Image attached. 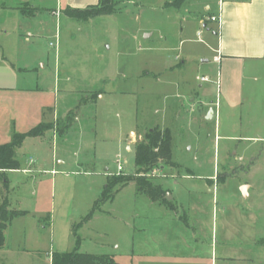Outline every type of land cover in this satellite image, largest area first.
Wrapping results in <instances>:
<instances>
[{"label": "rangeland", "instance_id": "rangeland-1", "mask_svg": "<svg viewBox=\"0 0 264 264\" xmlns=\"http://www.w3.org/2000/svg\"><path fill=\"white\" fill-rule=\"evenodd\" d=\"M209 1L113 0L112 13L77 20L64 13V0H43L42 6L47 8L37 11L31 21L25 16L18 20L0 16V25L8 29L0 35V56L16 61L30 50L32 58L45 63L42 69L36 63L29 73L19 72L20 85L37 83L52 102L56 80L59 98L66 102L86 95L92 99L93 91L100 90L106 93L105 100L118 103L109 112L105 101L95 106V120L87 122L88 126L94 123V135L86 131L79 139L71 132L56 148L53 140L42 146L32 139L26 141L21 153L35 151L46 165L41 168L35 162L28 172L6 174V183L0 179V199L7 198L10 208L28 212L15 237L7 238L10 254L0 259V264H50L53 251L75 248L111 254L119 264H148L141 242L148 234L156 237V233H151V228L144 230L143 205L148 196L136 192L133 181L115 192L111 200L101 202L89 220L84 218L100 198L108 175L134 173L135 141L143 137L148 123L161 119L166 102L170 105L166 113L175 165L160 164L145 176L166 190V200V194L174 195L168 203L179 204L176 217L168 219L164 228L170 240L177 242V253L185 256L193 250L187 246L192 232L197 238V255L210 256V244H216L214 264H264V87L256 86L261 80L264 84V73L255 74L256 88L242 104L230 109L221 101L217 118L206 120L203 112L207 107L199 101L212 99L215 108L219 100L214 82L217 64L198 54L202 44L191 41L196 38L197 26L187 23L204 13ZM181 28L190 40L185 51L195 48L196 53L186 57L179 69L188 86L183 90L187 98L177 109L171 103L175 100L172 90L157 84L170 77V72L150 73L152 93L141 89V76L148 57L154 60V70L161 72L165 63L179 61ZM23 29L31 32L26 48L17 44ZM146 34L150 36L145 38ZM205 58L207 62L202 61ZM202 76L209 80L203 82ZM208 86V97L203 98ZM119 119L120 131L113 128ZM131 130L137 134L130 135ZM53 151L58 161L64 157V162L53 159L48 166L45 159ZM247 186L249 197L245 198L241 193ZM214 197L218 206H226L223 222L219 211L213 217Z\"/></svg>", "mask_w": 264, "mask_h": 264}, {"label": "crops", "instance_id": "crops-1", "mask_svg": "<svg viewBox=\"0 0 264 264\" xmlns=\"http://www.w3.org/2000/svg\"><path fill=\"white\" fill-rule=\"evenodd\" d=\"M98 1L99 0H64L63 7L84 8L88 5L96 4ZM42 5L43 0H0V16H13L17 20L21 18L20 16H25L27 17V21L28 19L31 21L37 14V11L47 8ZM59 7L60 10H62V6L59 5ZM204 11L205 12L201 15H196V17L187 24L197 26L195 32L196 38L194 37L191 41L202 44V50L199 51L198 54L209 56L211 61L217 64L216 79L214 82H216L217 85L216 89L219 100L216 99L215 108L212 106V99H208L209 101L205 103L199 101V104L207 107L203 112L205 117L207 111L210 108L212 109L213 113L210 119L212 120L218 116V106H220L221 101L227 108L233 109L242 104L250 90L255 89L256 86L259 88L264 87L262 80L256 86V83H253L256 77L255 74L264 73V0H210L209 3L204 6ZM51 12L53 13L54 11L51 10ZM212 15L220 17L219 24L208 19V17ZM4 26L5 25L2 24L0 25V35L8 33V29H5ZM23 31H25V33L19 34L17 44L21 48H26L27 46L24 44L29 42L31 32L29 29H23ZM180 31V39L177 45L178 54L176 55L179 61L173 65L169 62L165 63L162 65L163 67H160L164 70L161 72L159 69L154 70V60L148 57L143 65L144 69L142 71L144 75L141 76V89L144 90V93H152L150 92V81L152 80L149 76L150 73L159 74L165 73V71L170 72L172 74L170 77L160 79L157 84L163 90H172V96L175 100L171 103L177 109L183 106L187 98L183 90L188 86L184 76L180 75L179 69L181 70L184 67L187 59L186 57L191 58L193 54L196 53L195 48L194 50L185 51L184 45L190 40L186 37V32L183 31V28H181ZM149 36L150 35L146 34L145 38ZM20 37H23L22 40ZM57 44L56 40L55 45L57 46ZM2 48V44H0V49L2 50ZM30 54L31 52L28 50L27 55L20 57L16 61H9L4 56L3 58L0 56V140H3L0 141V143L8 142L10 139L7 140L5 138H9L12 132L26 131L41 121L53 122L54 125L38 136L26 137L22 144L16 149V157L20 163V168L7 170L3 175L0 172V179L8 173H16L19 171L28 172L30 171V165L35 162H38L39 166L44 168L43 166L46 165V162L43 164L40 155L35 151H30L31 153L28 154L21 153L28 139H32V141L40 146L47 140H53L56 148L59 140L64 141L71 132L75 131L76 135L73 134V136L79 139L85 136L86 131L89 132L90 135H92V133L94 135V123L92 122L90 123L91 125L88 126L87 122L95 120V106L97 107L105 101L110 107L108 108L109 112L114 110V106L118 104L116 100H105L106 93L100 90L93 91L95 95L92 99L86 95L80 98L75 97L72 102H66L68 100L63 99V97L59 98L58 88L56 89V87H58L56 80L53 85V90L55 92L53 91L54 96L52 102L46 97L47 93H44L42 91L43 88L38 86L37 83L31 86L20 85L18 82L19 72L23 71L29 73L33 70L32 66L36 63L39 64L41 69L45 66L42 59L32 58ZM202 61L207 62V59L205 58ZM55 64L58 66L57 60ZM177 67L178 72H175V68ZM205 77L208 78V76ZM208 80L209 78L202 81L206 82ZM209 90L210 87H206L203 98L208 97L207 94ZM169 106L168 102L163 105L164 108L161 119L155 124L148 123V129L153 126L171 128V123L166 113ZM88 112L89 114H87ZM71 113L72 118H69ZM55 122L58 124L56 125ZM121 123L122 120L119 119V122L115 123L113 128L120 131ZM105 128L106 127L103 129ZM133 133L137 134L136 131L131 130L130 135ZM134 139L135 138L129 139V141L132 143ZM91 144H93V141L90 142V145ZM20 155L22 156L20 157ZM62 158V160L58 161V155L54 156L53 151L51 156L44 159L48 161L47 164L50 166L53 164V159H55L56 162L63 163L64 157ZM42 171L53 172V169H43ZM6 182L7 179L5 183ZM241 194L245 198L249 197L248 186L246 192ZM166 195L168 201L174 199L173 194ZM214 200H216L215 197L213 198V201ZM178 201L180 202V198H177V202ZM178 205H173L170 202L167 205L158 203L147 197L143 205L144 224H146L144 230H149V228H151V233L152 231L156 233V237L148 234L142 239V256L148 259V264H214V259H216V257L213 251L216 244L214 245V243L211 242L209 251L210 256H206L207 258L203 255H197L194 250L197 246V238L189 231L188 238L191 244L189 245L188 243L187 246L188 248L192 247L193 250L185 256L177 253V242L170 240V236H167L164 228H166L165 225L168 219L170 220L176 217L174 215L178 210ZM23 211H25L24 214L12 218L4 229V244L0 248V259H4L10 254L7 238L10 237L13 239L16 235L17 228L22 226V217L26 216L28 213L26 210ZM218 211L223 222V213L226 211V206L223 204L218 206L216 200L213 202L212 207L213 217L214 212L218 213ZM89 218L84 221L89 220ZM79 240L78 237L77 244ZM225 252V249H222L221 254H223L222 257L224 259ZM204 258H206V260Z\"/></svg>", "mask_w": 264, "mask_h": 264}, {"label": "trees", "instance_id": "trees-1", "mask_svg": "<svg viewBox=\"0 0 264 264\" xmlns=\"http://www.w3.org/2000/svg\"><path fill=\"white\" fill-rule=\"evenodd\" d=\"M114 11L113 0H99L96 4L84 8L66 7L64 13L78 20H87L92 17L110 14ZM53 127L52 122L41 121L26 131H14L8 142L0 143V172L5 174L7 170L19 169L20 163L16 157V149L26 137L38 136L45 130ZM160 164L174 166L172 160V134L168 127L153 126L147 129L143 137L134 144L135 171L132 174H110L92 210L84 220L88 219L99 204L110 200L113 194L129 181L135 183L136 192L145 193L151 200L162 204H168L165 198L166 190L158 183L152 182L149 176H145L151 169ZM5 181V176H2ZM1 193V192H0ZM1 195V194H0ZM2 197V195L0 196ZM25 211L10 208L7 198L0 199V248L4 244V229L10 220ZM50 264H119L111 254H93L78 251L76 248L70 251H53Z\"/></svg>", "mask_w": 264, "mask_h": 264}, {"label": "built area", "instance_id": "built-area-1", "mask_svg": "<svg viewBox=\"0 0 264 264\" xmlns=\"http://www.w3.org/2000/svg\"><path fill=\"white\" fill-rule=\"evenodd\" d=\"M208 19L210 21H213V22H216L217 24L220 23V17L218 16H215V15H212V16H209ZM199 34V33H198ZM208 78L207 77H201V80H207ZM117 169L120 171L122 170V166L120 164L117 165Z\"/></svg>", "mask_w": 264, "mask_h": 264}, {"label": "water", "instance_id": "water-1", "mask_svg": "<svg viewBox=\"0 0 264 264\" xmlns=\"http://www.w3.org/2000/svg\"><path fill=\"white\" fill-rule=\"evenodd\" d=\"M212 113H213V111H212V109L210 108L208 111H207V114H206V120H210L211 118H212Z\"/></svg>", "mask_w": 264, "mask_h": 264}]
</instances>
